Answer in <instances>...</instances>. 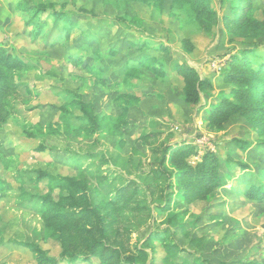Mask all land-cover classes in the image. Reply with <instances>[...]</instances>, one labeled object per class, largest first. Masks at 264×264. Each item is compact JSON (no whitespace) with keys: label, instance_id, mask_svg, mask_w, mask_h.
Wrapping results in <instances>:
<instances>
[{"label":"rangeland","instance_id":"1","mask_svg":"<svg viewBox=\"0 0 264 264\" xmlns=\"http://www.w3.org/2000/svg\"><path fill=\"white\" fill-rule=\"evenodd\" d=\"M20 1L0 0V44L26 64L15 71V81L29 98L27 104L21 102L18 114L0 124V264H37L36 254L26 243L39 244L54 257L61 251L59 242L48 239L43 220L38 194L45 188H36L26 177V184L22 183L25 171L76 175L96 164L117 185L134 179L147 188L152 181V158L161 157L156 150L162 143L195 146L199 154L192 163L211 151L222 162L221 172L233 177L207 200L176 197L169 211L157 212V223L148 220L133 227L131 247L136 249L151 232L163 228L169 214L187 211L185 222L192 225L180 244L206 264H264V200L252 201L242 193L245 185L263 182L262 137L240 115L232 116L219 130H212L208 123L210 111L231 88L222 77L228 60L223 55L234 52L232 48L242 40L230 42L222 28L201 23L190 8H176L172 0L160 5L152 0L126 4L125 0H69L79 29L66 39L59 37V26L44 41L25 27L17 7ZM232 1L226 0V5ZM250 6L246 21L264 24V0H251ZM48 20L46 31H51L53 19ZM261 30V35L246 42H264V25ZM146 53L158 61L162 74L146 67L137 72L138 77L121 72L127 60H139ZM79 54L87 65L75 59ZM181 63L212 80L199 105L185 100L184 83L177 73ZM74 93L92 103L102 118L120 116L123 104L128 114L117 128L107 119L105 128L90 134L79 131L78 124L68 127L59 121V108ZM49 124H55L53 130ZM34 132L37 137L29 135ZM43 139L47 148L40 151ZM241 142L247 147L242 148ZM196 236L205 238L196 245L190 242Z\"/></svg>","mask_w":264,"mask_h":264},{"label":"trees","instance_id":"2","mask_svg":"<svg viewBox=\"0 0 264 264\" xmlns=\"http://www.w3.org/2000/svg\"><path fill=\"white\" fill-rule=\"evenodd\" d=\"M152 1L160 5L166 0ZM172 5L176 8H190L205 25L219 26L232 43L242 40L232 48L236 49L234 52L229 50L223 55L228 60L222 77L231 88L227 96L210 111L208 123L212 130H219L232 116L240 115L253 124L262 137L259 145L264 147V42L257 39L246 42L248 38L261 35V26L264 24L255 19L246 21L251 0H233L232 5H226V0H172ZM17 7L23 14L25 27L31 29L34 38L47 41L52 30L60 26L59 37L68 39L79 29L74 20L77 13L69 8V0L48 3L21 0ZM50 18L53 19V28L46 31ZM74 57L80 65H87L81 60L82 55ZM25 66L4 44H0V124L19 113L21 102H29L15 81V71ZM145 67L163 73L158 61L150 59L147 53L139 60H127L121 72L125 76L138 77L141 68ZM177 73L184 83L185 100L199 105L202 93L212 87V80L201 76L196 68L187 63L179 64ZM128 109L123 104L120 116L118 114L111 119L107 118L112 120V128H117L124 121ZM59 115L60 122L68 127L78 124L79 131L87 134L105 128L108 123L107 119L95 111L92 103L85 102L83 96L76 93L65 99L59 108ZM54 125H48L50 130H53ZM37 131L42 132L43 129ZM29 135L37 137L38 133ZM151 136L154 135H148ZM241 143L242 148L248 145ZM38 147L40 151L47 148L44 139ZM158 153L161 154L159 159L157 156L152 158V181L147 188H141L134 179L117 185L115 178H111L102 169V165L96 164L79 170L76 175H54L44 169L25 171L24 179L20 180L22 183L26 184L27 179L36 188L41 185L45 188L42 194H38V198L49 233L48 239L56 240L61 246L59 255L54 257L39 244L26 243L36 254L37 264H94L96 260L97 264H155L158 259L161 264H206L205 259L195 256L180 244L181 237L192 225L191 221L185 222L187 211L169 214L163 223L165 226L151 232L141 246L133 249L130 245L133 227L144 225L148 220L157 223L156 215L169 211L176 197L189 202L207 200L217 189L228 185L233 177L231 173L221 172L222 162L211 151L192 163L191 160L198 156L199 150L188 143L179 146L162 143L156 150V155ZM2 159L0 155V161ZM242 193L246 199L263 201L264 172L263 182L245 185ZM204 238L192 237L190 242L198 245Z\"/></svg>","mask_w":264,"mask_h":264}]
</instances>
